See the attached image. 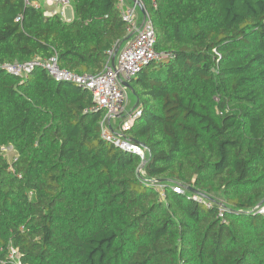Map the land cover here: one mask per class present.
<instances>
[{
	"label": "trees",
	"instance_id": "trees-1",
	"mask_svg": "<svg viewBox=\"0 0 264 264\" xmlns=\"http://www.w3.org/2000/svg\"><path fill=\"white\" fill-rule=\"evenodd\" d=\"M72 1L65 22L0 0V264H264V0H143L168 56L131 81L145 163L88 89L4 67L101 74L131 36L119 0Z\"/></svg>",
	"mask_w": 264,
	"mask_h": 264
},
{
	"label": "built area",
	"instance_id": "built-area-1",
	"mask_svg": "<svg viewBox=\"0 0 264 264\" xmlns=\"http://www.w3.org/2000/svg\"><path fill=\"white\" fill-rule=\"evenodd\" d=\"M70 1L25 0V3L27 6H35L44 10L45 16L59 15L63 19L64 9ZM139 5L144 9L143 0H134L132 5H128L125 0H119L118 8L120 14H122L124 21L127 23V31L132 37L124 48L119 51L115 60V67L111 65L115 52L111 51L106 67L99 75L86 74L80 76L70 71L62 70L57 64L56 56L50 59L36 58L35 61L30 63L13 66L4 65V67L17 77L27 76L36 68H42L47 71L51 78L58 82H72L85 90L88 89L94 99L95 109L106 111V116L101 123L102 137L117 148L140 156L142 161L145 162V149L139 144L137 145L126 134L132 123L141 115V111L139 109L136 112L127 110L129 90L123 85V82H131L143 68L168 56L156 51L154 47L156 38L153 23L146 12V19L143 22L144 14L139 12ZM20 19L18 18L17 21ZM142 22L143 25L141 26ZM113 118L121 119L120 123L115 127L110 123ZM2 151L7 155L10 163L17 161L18 155L13 146L5 147ZM10 154H14L13 157H10ZM139 172H143L142 167ZM174 191L183 193L180 187H175ZM194 198L202 201L199 196L195 195ZM224 211L225 209L221 207L219 211L220 218L224 217ZM260 211L264 213V206ZM14 254L16 252L13 251L12 257H14Z\"/></svg>",
	"mask_w": 264,
	"mask_h": 264
},
{
	"label": "water",
	"instance_id": "water-1",
	"mask_svg": "<svg viewBox=\"0 0 264 264\" xmlns=\"http://www.w3.org/2000/svg\"><path fill=\"white\" fill-rule=\"evenodd\" d=\"M139 7H140V11H141V13H143L144 14V19H143V22L145 21V19H146V13H145V11H144V9L139 5ZM143 22H142V24H141V26L143 25ZM132 36H129L126 40H130V38H131ZM120 46L121 45H119V47H118V49L115 51V53H114V56H113V58H112V61H111V65H113V67H115V60H116V57L118 56V54H119V51H120ZM123 85L131 92V93H134L133 92V88H132V85H131V82H123ZM139 104V99L137 100V104H136V106ZM145 163V162H144ZM144 167V164H143V166H142V168ZM192 191L193 192H195L197 195H200V196H203V197H205L206 199L208 198L209 199V197H207V196H204V195H202L201 193H199L198 191H196L195 189H192Z\"/></svg>",
	"mask_w": 264,
	"mask_h": 264
},
{
	"label": "rangeland",
	"instance_id": "rangeland-1",
	"mask_svg": "<svg viewBox=\"0 0 264 264\" xmlns=\"http://www.w3.org/2000/svg\"><path fill=\"white\" fill-rule=\"evenodd\" d=\"M140 12V11H139ZM63 19L65 21H68L71 19V21H73L74 19V4H73V1L71 0L69 4H67V6L65 7L64 9V13H63ZM128 98H129V104L128 106L130 105V103H133L135 100L134 97H132L131 95H129L128 93ZM127 106V107H128ZM130 112V111H129ZM14 154H10V157H13ZM14 257H17L15 254L13 255Z\"/></svg>",
	"mask_w": 264,
	"mask_h": 264
},
{
	"label": "crops",
	"instance_id": "crops-1",
	"mask_svg": "<svg viewBox=\"0 0 264 264\" xmlns=\"http://www.w3.org/2000/svg\"><path fill=\"white\" fill-rule=\"evenodd\" d=\"M125 1L127 2L128 5H132L134 3V0H125ZM140 13H141V11H140ZM74 17H75V15H74ZM65 22H71V19L68 21H65ZM134 105H135V101L133 103H130V105L127 107V110L132 111L134 109ZM120 120H121L120 118H113L110 123L113 127H115L120 123Z\"/></svg>",
	"mask_w": 264,
	"mask_h": 264
}]
</instances>
